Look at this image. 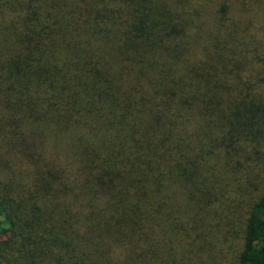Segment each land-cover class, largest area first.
<instances>
[{
  "label": "trees",
  "instance_id": "obj_1",
  "mask_svg": "<svg viewBox=\"0 0 264 264\" xmlns=\"http://www.w3.org/2000/svg\"><path fill=\"white\" fill-rule=\"evenodd\" d=\"M0 264H264V0H0Z\"/></svg>",
  "mask_w": 264,
  "mask_h": 264
}]
</instances>
